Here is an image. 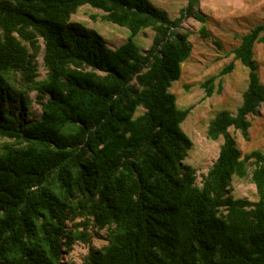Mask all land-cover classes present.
<instances>
[{
    "label": "trees",
    "instance_id": "16d2710c",
    "mask_svg": "<svg viewBox=\"0 0 264 264\" xmlns=\"http://www.w3.org/2000/svg\"><path fill=\"white\" fill-rule=\"evenodd\" d=\"M197 3L171 19L150 0H0V264H61L91 241L89 225L108 243L83 264H264V152L243 154L230 132L249 140V117L264 103L254 53L264 24L233 50L248 85L235 113L209 123L208 137L223 143L199 185L185 163L192 107L170 92L191 57L180 28ZM85 5L127 28V42L112 49L71 21ZM146 29L155 37L144 54L134 38ZM33 93L41 113L29 119ZM249 165L256 201L231 190Z\"/></svg>",
    "mask_w": 264,
    "mask_h": 264
},
{
    "label": "rangeland",
    "instance_id": "374dc122",
    "mask_svg": "<svg viewBox=\"0 0 264 264\" xmlns=\"http://www.w3.org/2000/svg\"><path fill=\"white\" fill-rule=\"evenodd\" d=\"M150 1L155 7L166 11L171 19L180 17L182 10L187 8L190 2V0ZM103 15V11L85 5L71 16V21L97 31L108 47L116 49L127 42L129 30L103 20ZM261 24H264V0H198L192 15L185 17L181 23L180 31L188 34L192 53L182 64L181 77L172 84L170 92L175 94L179 108L192 107L182 124V129L193 143L185 163L197 170L199 185L218 158L223 143L222 138L212 140L208 137L209 123L222 110L235 113L242 103L243 93L248 85L249 70L240 61L235 60L233 50L239 46L243 35ZM202 26L206 28L207 37L201 34ZM154 37L155 31L146 29L137 35L134 41L145 54L152 46ZM254 53L260 80L264 84V42L255 46ZM42 54L43 52L38 58L41 78L46 75ZM231 63L234 64L233 71L222 75V71ZM210 78H215L214 93L208 96L204 83ZM31 96L33 102L29 110L31 114L29 119H36L41 113V106L34 100L35 93ZM249 120L252 124L249 129V140L244 139L239 130L231 128L230 132L236 138L243 154L255 150L264 152V103L259 107L258 113L251 115ZM4 142L6 139L0 138V146ZM252 169L253 166L249 165L248 176L245 178H233L231 190L235 198L257 200L256 187L251 180ZM79 221L82 220L76 222ZM72 227V223H68V228ZM87 234L92 237L91 241L89 243L77 241L72 251L63 256L61 264H83L91 250L100 249L108 243L106 230L97 231L89 225Z\"/></svg>",
    "mask_w": 264,
    "mask_h": 264
}]
</instances>
